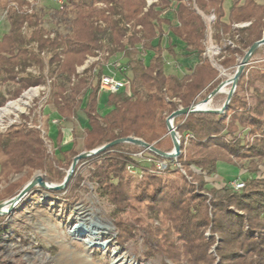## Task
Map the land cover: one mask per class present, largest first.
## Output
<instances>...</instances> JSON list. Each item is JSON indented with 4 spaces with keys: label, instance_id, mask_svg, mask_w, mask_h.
<instances>
[{
    "label": "trees",
    "instance_id": "trees-1",
    "mask_svg": "<svg viewBox=\"0 0 264 264\" xmlns=\"http://www.w3.org/2000/svg\"><path fill=\"white\" fill-rule=\"evenodd\" d=\"M39 1L41 5L34 3L29 12L22 9L29 4L26 0H0L6 23L0 33V87L6 86V95L0 90V106L49 80L46 102L55 117L73 122L79 112L83 115V149L133 136L170 151L166 117L204 99L220 84L204 55L205 26L190 0H156L145 10L146 0H63L62 5ZM224 1L194 0L202 12L214 15L213 40L223 41L229 55L244 56L264 32V2L230 0L225 12ZM172 2L175 22L161 13ZM175 41L183 45L182 54L195 59L181 75L166 69L165 50L178 59ZM98 52L104 62L117 61V76L129 80L128 94L109 93L106 113L97 106L104 63L76 72ZM252 63L243 67L225 112L195 111L173 119L181 151L176 160L166 159L165 167H156L162 156L127 142L78 161H91L90 175L114 205L111 215L121 240L142 231L147 256L158 253L174 264H264V62ZM210 98L224 101L226 94ZM19 119L0 133V184H5L0 199L16 194L36 170L44 172L47 181H61L59 168L70 167L79 153L73 128L66 141L70 146L49 156L40 130L28 126L24 114ZM42 125L48 131L51 123ZM186 133L192 138L185 140ZM65 134L56 124V139L61 141ZM218 161L238 165L240 173H246L245 178L237 177L242 188L233 189L231 180L209 184ZM242 161H247L245 167ZM74 173L60 190L41 189L77 191L79 182H71ZM14 175L19 176L11 180ZM140 204L146 216L137 208ZM143 217L150 222L144 223Z\"/></svg>",
    "mask_w": 264,
    "mask_h": 264
},
{
    "label": "rangeland",
    "instance_id": "rangeland-1",
    "mask_svg": "<svg viewBox=\"0 0 264 264\" xmlns=\"http://www.w3.org/2000/svg\"><path fill=\"white\" fill-rule=\"evenodd\" d=\"M26 1L29 4H27L28 6H22V9L25 10L28 8L27 10L29 12L32 10L31 7L34 3L36 4L35 6H40L42 3V1L39 0ZM257 1L264 2V0ZM153 2H156V0ZM190 2L191 7L200 15L205 26L202 40L203 46L205 47L204 55L207 57L213 69L217 72L216 78H218V81L220 83L226 82L222 92L226 94L231 87L229 80H232V75L237 64L243 56H231L224 52L223 41L216 43L212 38L211 25L214 20V15L212 13L206 14L202 12L194 1L190 0ZM10 4L12 5L13 3ZM149 5H147L146 0L144 10ZM175 5L176 2H172V5H169L161 12L163 15H167L172 22H175V14L173 11V6ZM229 5L230 0H225V12L228 11ZM17 7V4H15V8ZM5 29L6 23L4 13L0 11V33ZM262 35H264V32ZM169 38H171V35H169L168 39ZM175 43L174 51L177 52L178 59L165 50L166 69L168 72L181 75L195 63V59L194 57H187L182 54L183 50H181V47L183 45L178 41H175ZM224 43L229 44L227 40H225ZM92 56L98 57V54L96 53V55ZM227 57H229V59L231 58V60L229 63L223 64L222 61ZM177 60H180L181 64H178ZM248 60L251 61V63L254 62V60L264 62V44L259 46V49L253 53ZM97 61L101 64L104 63L100 55L99 59H91L85 68L93 65L94 70V68L97 67V65H94ZM84 63L82 65H84ZM80 66L76 67V72H78ZM29 71L34 72L35 70L31 67ZM82 71L83 69L78 73ZM37 88L38 93L34 96L37 92ZM37 88L32 89L33 95H31L30 98H25L23 96L24 91L20 94V98L26 100L27 104L21 105L19 111H12L14 113L10 114L9 117L12 120H17L21 114H24L27 117V125L29 122L32 125H41L46 120H49L51 125L48 128V136L51 141L45 143L49 156H52V153H57L60 148L68 147L69 144H67L66 141L71 140L70 129L72 128L74 129V135L72 136L75 140L76 150L79 153L90 151L91 149H83L82 147L84 127L86 125L82 113L79 112L78 118L73 122H64L58 119L53 113L54 110L52 105L46 102L48 98L47 81L45 84L37 86ZM5 89L6 86L0 87V90L6 95ZM27 96H29V94H27ZM108 96V92H101L97 104L101 113H106L110 109L106 101ZM202 100L203 98H198L195 104L201 102L199 104L200 106L204 105V107L208 108H220L225 101V99L224 101L221 99L212 101V99L209 98L207 103L203 104ZM248 101L249 103L252 102L251 99H248ZM5 103L0 107H4L6 105ZM9 121L8 118L5 119V123ZM56 124L60 125L66 133L61 141L56 140ZM249 140H251V138ZM168 146L169 142L166 143V147ZM93 149H96V147ZM242 162L245 167L247 161ZM59 169L65 176L69 166L62 165ZM91 169H93V165L90 160L76 163L74 169L75 173L73 174L74 178L71 182H79L80 188L77 189V191H71L69 187L67 191L61 193L47 192L36 185L13 205L10 204L3 207L1 210L3 212L0 213V217L2 218V221H0V264H163V262L174 264L158 253L154 255L151 253L147 256L148 248L143 242L142 231L134 230V235L127 236L125 238L126 240H121L119 238L120 232L111 215L114 205L107 200V197L101 192V189L92 179L90 175ZM239 170L243 171L238 165L218 161L216 173L208 177L209 184L220 185L226 184L237 177L245 178L246 173H240ZM77 174L79 178H82L80 181H78ZM36 175H40L46 179L44 172L36 170L32 173L30 180ZM18 176L19 175H14L11 180L17 179ZM61 181L48 182L58 184ZM26 183H24V185ZM72 184L73 183L70 185L71 187L73 186ZM24 185H22L16 194ZM4 186L5 184H0V190H2ZM16 194L0 199V205ZM137 208L143 211L145 206L140 204L137 205ZM143 213L145 215L146 212L143 211ZM127 215L128 213H122V216ZM143 219L146 224L150 222L147 218L143 217ZM154 224H157V221H155ZM216 247L217 245H214L211 248L214 255ZM183 264L187 263L183 262Z\"/></svg>",
    "mask_w": 264,
    "mask_h": 264
},
{
    "label": "water",
    "instance_id": "water-1",
    "mask_svg": "<svg viewBox=\"0 0 264 264\" xmlns=\"http://www.w3.org/2000/svg\"><path fill=\"white\" fill-rule=\"evenodd\" d=\"M264 44V35H262V37L255 41L250 47L249 49L246 51V53L244 54V56L241 58L240 62L237 64V67L232 75V80H231V87L230 89L227 91L226 93V98L224 103L222 104V106L220 108H198L197 104L195 105H190L188 107H180L177 110L173 111L172 113H170L167 117H166V125H167V133L170 136L171 142H172V149L171 151L168 152H164L161 150L156 149L152 144H149L147 142H145L144 140H142L141 138H137V137H133V136H129L123 139H118L115 140L113 142H111L108 145H114L116 143H120V142H127V143H131V144H135L138 146L143 147L144 149H147L149 151H152L160 156H162L163 158H174V157H178L180 154V144L178 143L177 140V133L176 131L173 129L171 121L179 116V115H187L191 112H195V111H211V112H216V113H221L223 111H225L227 109V105L228 102L234 92L235 86H236V82L240 76V73L243 70V67L249 63V58L250 56L254 53V51L261 45ZM223 86V82H221L215 89H213V91L207 96L205 97L202 102H207V100L215 93L218 92H223V90L221 89ZM108 145H102L96 149H93L91 151L88 152H80L78 153L76 156H74L69 169L66 172V175L64 176L63 180L58 183V184H54V183H50L48 182L46 179H44V177L40 176V175H36L34 176L30 181H28L24 187L12 198H10L8 201H6L5 203L1 204V206L3 205H13L17 200H19L22 196H24L28 191H30L34 186L38 185L39 187L42 188H46V189H54V190H60L62 188H64L70 178V176L73 173V170L75 168L76 163L86 157L89 156L91 154L97 153L101 150H103L104 148H106ZM3 211L0 210V213H2Z\"/></svg>",
    "mask_w": 264,
    "mask_h": 264
},
{
    "label": "built area",
    "instance_id": "built-area-1",
    "mask_svg": "<svg viewBox=\"0 0 264 264\" xmlns=\"http://www.w3.org/2000/svg\"><path fill=\"white\" fill-rule=\"evenodd\" d=\"M32 1V0H31ZM35 1V0H34ZM58 5H62L63 3V0H54ZM155 0H147V5H149L151 2H153ZM194 1V0H192ZM100 52H98V57L97 56H88L84 65L80 66L78 68V72H80L82 69H84L87 65H88V62L92 59L94 60V58H98L99 59V56H100ZM119 66V63L117 61H114V60H110V61H107V62H104L103 64V70L102 72L100 73V77H99V87H98V91H97V98L99 100V97L101 96V92L105 91V92H108V93H117V92H120V91H123V92H126V93H129V80L126 79V78H122V77H118L117 76V68ZM124 69V68H122ZM95 70V68H94ZM47 86H48V92H49V80H47ZM33 88H37V86H33V87H30L28 89H26L23 94L30 90V89H33ZM47 92V93H48ZM38 93V88H37V92L34 96H36ZM22 94V95H23ZM21 96H19L18 98H20ZM16 98V99H18ZM16 99H13V100H9L7 101L5 104L11 102V101H14ZM3 107H0V110L2 109ZM14 112H9L7 114H4V115H1L0 116V133L4 132L10 125L14 124V123H18L19 122V118L16 120V119H11L9 116L10 114H13ZM101 113V112H100ZM19 117V116H18ZM9 119L10 121L9 122H6L5 123V119ZM171 124H172V127L173 129L176 131L177 133V140H178V143L180 144V135L178 133V131L176 130L175 126L173 125L172 121H171ZM28 126L30 127H36L37 129L40 130L41 132V136L44 140V142L46 143L47 141H51L50 137L48 136V131L45 130L43 128V125H32L30 122L28 123ZM189 138H192V135L189 134V133H186L184 135V139L185 140H188ZM50 139V140H49ZM181 151V150H180ZM136 155L140 156L141 155V152H138L136 153ZM166 159H169V158H163L161 160H157L156 161V167L157 168H163L165 167L166 165ZM171 159H177V157H174V158H171ZM150 161V159H148ZM127 168L132 172L133 169L132 167H130V165L127 166ZM229 185L235 189V190H239L240 188L243 187V181L236 178V179H233L229 182Z\"/></svg>",
    "mask_w": 264,
    "mask_h": 264
},
{
    "label": "bare ground",
    "instance_id": "bare-ground-1",
    "mask_svg": "<svg viewBox=\"0 0 264 264\" xmlns=\"http://www.w3.org/2000/svg\"><path fill=\"white\" fill-rule=\"evenodd\" d=\"M229 83L231 84V80H229ZM226 84V82H223V86ZM223 86H222V90H223ZM34 89V88H33ZM27 94H29V96H27ZM31 95H33L32 94V89H30V90H28V91H26L25 93H24V97L25 98H30V96ZM201 102H199L198 104H197V107L198 108H208V107H204V105H199ZM203 104H206L205 102H202ZM27 104V101L26 100H23L22 98H18L17 100H14V101H11V102H9V103H7L1 110H0V116L1 115H4V114H7V113H9V112H12V111H19L20 110V106L21 105H26ZM5 205H3V206H1L0 207V210H2L3 209V207H4Z\"/></svg>",
    "mask_w": 264,
    "mask_h": 264
},
{
    "label": "crops",
    "instance_id": "crops-1",
    "mask_svg": "<svg viewBox=\"0 0 264 264\" xmlns=\"http://www.w3.org/2000/svg\"><path fill=\"white\" fill-rule=\"evenodd\" d=\"M97 100H98V98H97ZM55 132H56V129H55ZM57 140V139H56Z\"/></svg>",
    "mask_w": 264,
    "mask_h": 264
}]
</instances>
